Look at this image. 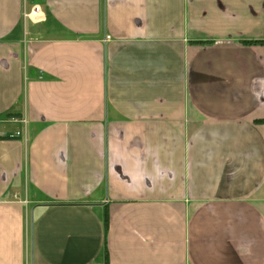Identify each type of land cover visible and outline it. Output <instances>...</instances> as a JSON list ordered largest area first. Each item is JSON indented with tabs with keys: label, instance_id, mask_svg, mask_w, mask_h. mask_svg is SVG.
I'll list each match as a JSON object with an SVG mask.
<instances>
[{
	"label": "crops",
	"instance_id": "obj_1",
	"mask_svg": "<svg viewBox=\"0 0 264 264\" xmlns=\"http://www.w3.org/2000/svg\"><path fill=\"white\" fill-rule=\"evenodd\" d=\"M0 132V264H264V0H0Z\"/></svg>",
	"mask_w": 264,
	"mask_h": 264
},
{
	"label": "built area",
	"instance_id": "obj_2",
	"mask_svg": "<svg viewBox=\"0 0 264 264\" xmlns=\"http://www.w3.org/2000/svg\"><path fill=\"white\" fill-rule=\"evenodd\" d=\"M29 15L34 16V17H39L41 15V10H40V6L38 5H34L29 13ZM21 135V133L17 132L16 136ZM3 137H8L7 134H3L0 132V139ZM12 137V136H11Z\"/></svg>",
	"mask_w": 264,
	"mask_h": 264
},
{
	"label": "bare ground",
	"instance_id": "obj_3",
	"mask_svg": "<svg viewBox=\"0 0 264 264\" xmlns=\"http://www.w3.org/2000/svg\"><path fill=\"white\" fill-rule=\"evenodd\" d=\"M36 20V18H34Z\"/></svg>",
	"mask_w": 264,
	"mask_h": 264
}]
</instances>
